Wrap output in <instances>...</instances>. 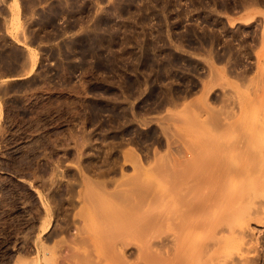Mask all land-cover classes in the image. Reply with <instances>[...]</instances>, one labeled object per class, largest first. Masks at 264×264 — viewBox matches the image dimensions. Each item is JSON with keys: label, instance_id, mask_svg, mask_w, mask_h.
I'll use <instances>...</instances> for the list:
<instances>
[{"label": "rangeland", "instance_id": "374dc122", "mask_svg": "<svg viewBox=\"0 0 264 264\" xmlns=\"http://www.w3.org/2000/svg\"><path fill=\"white\" fill-rule=\"evenodd\" d=\"M0 264H264V0H0Z\"/></svg>", "mask_w": 264, "mask_h": 264}, {"label": "bare ground", "instance_id": "6f19581e", "mask_svg": "<svg viewBox=\"0 0 264 264\" xmlns=\"http://www.w3.org/2000/svg\"><path fill=\"white\" fill-rule=\"evenodd\" d=\"M21 181V180H20Z\"/></svg>", "mask_w": 264, "mask_h": 264}]
</instances>
